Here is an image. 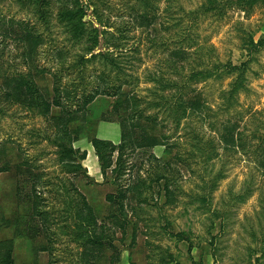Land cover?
Returning a JSON list of instances; mask_svg holds the SVG:
<instances>
[{
  "label": "rangeland",
  "instance_id": "obj_1",
  "mask_svg": "<svg viewBox=\"0 0 264 264\" xmlns=\"http://www.w3.org/2000/svg\"><path fill=\"white\" fill-rule=\"evenodd\" d=\"M94 1L96 5H90L86 20L100 27L94 14L97 0ZM239 1L242 3L238 10L230 11L221 20L208 18L192 33L195 38L194 48L190 50L192 55L180 71L193 86L191 89L196 88L201 93L205 111L203 118L192 113L181 121L179 128L164 109L150 104L159 101L157 95L162 92L157 90L159 85L155 87L146 82L148 74L155 73L158 68L164 69L160 60L170 50L154 47L147 41L150 29L129 33L132 38L126 48L140 49V54L128 51L122 60L124 71L137 77L136 83L126 91L136 99L139 111L157 117L159 126L153 135L170 138L168 144L171 146L166 148L165 141L164 146L140 152L129 150L126 154L130 165L122 184L130 186L142 178L152 189L146 188L141 199L134 196L129 201L130 210H133L131 226L126 234L117 233L116 244L122 251L119 264H264V175L255 161L256 150L264 139V46L250 52L251 40L264 38V0ZM101 2L98 3L100 18L114 25V31L128 20L132 6L145 13L155 12L162 23L172 28L183 12L197 9L202 0H149L148 8L136 0ZM53 9V26L49 31L31 7L23 9L14 0L0 2V21L8 26L17 21L35 26L45 39L39 49L38 63L59 75L71 73L64 78L67 79L64 84L66 81L79 82L77 69L71 72L65 69L74 62L76 54L83 52V45L75 46L69 40L56 19L58 8ZM4 27L0 30V75L25 72L24 46L15 33L4 34ZM182 31L178 28L164 33L162 40L171 38L168 44L172 47ZM61 46L69 53L66 64L55 60L54 49ZM246 61H249V68L242 87L234 88V78L216 69L222 63L240 65ZM94 67L97 65L87 68L90 76L97 71ZM47 77L40 78L39 84L50 90L51 77L49 74ZM85 81L89 84L88 90L97 87V77H86ZM112 103L111 99H97L90 106L86 119L72 126L78 132L75 148L85 152L86 158L81 162L84 170L67 178H72L74 187L100 217L106 215V196L114 193L116 186L112 184L111 172L107 176L102 173L92 140L99 138L115 145L121 143L119 122L104 119ZM228 120L238 124L237 133L243 139L244 151L220 144L221 125ZM45 127L42 118L19 112L11 118L0 119V143L4 142V149L8 148L5 154L13 165L27 157L31 169L41 179L38 186L41 210L51 214L47 225L53 243L48 245L49 239L43 234L30 239L20 233L26 211L16 197V178L12 171L0 174V242H11L14 264H77L80 262L79 249L70 235L72 219H67L63 207L67 195L57 187L62 186L66 175L58 165L55 149L43 138ZM8 139L15 144L5 142ZM212 147L219 157L203 163L201 151L208 149L210 152ZM156 159L172 188H176L174 203H168L164 194L166 180L154 182ZM68 188L72 195L76 194L71 185ZM66 225H70V230L64 228ZM181 233L189 240L180 241L178 235ZM43 245L50 251H41L39 248Z\"/></svg>",
  "mask_w": 264,
  "mask_h": 264
},
{
  "label": "trees",
  "instance_id": "obj_2",
  "mask_svg": "<svg viewBox=\"0 0 264 264\" xmlns=\"http://www.w3.org/2000/svg\"><path fill=\"white\" fill-rule=\"evenodd\" d=\"M2 1L6 0H0V2ZM14 1L23 9L31 7L47 31L53 26L51 24L53 8L57 7L56 19L58 23L64 28L69 40L73 41L75 46L83 45V52L76 54L74 62L65 69L68 72L77 69L75 73L79 75V82L72 79L74 82L66 81L67 83L64 84V80H67L64 78H68L71 73H67L65 76L53 73L42 67L37 61L39 49L45 42L40 30L25 23V21L13 22L9 26L4 21H0V30L7 26L4 27V34L10 33V31L15 33L18 42L23 44L22 57L27 67L25 72L0 75V119L11 118L19 112L43 119L46 123L43 138L49 146L55 149L54 154L58 165L61 166L62 172L66 175L61 182L62 186L57 187L58 189L62 188L67 195L63 207L67 219H72V229H69L70 225H66L64 228L70 230V235L79 249L77 254L80 262L77 264H119L122 251L116 244L119 240L117 233L120 232L124 235L131 226L133 210H130L129 201L134 196L141 199L146 188L152 189V185H147L146 180L142 178L137 179V182L130 186L122 184L123 177L130 165L126 154L129 150L137 152L152 150L156 146H164L165 141H167L166 148L171 146L168 144L170 138L161 139L153 135V131L159 126L157 117L145 115L139 111L136 106L138 105L136 99L126 91L127 88L136 83L137 77L124 71L122 60L128 51L140 54V49L126 48V44L132 38L129 33L140 29L143 31L150 29L151 35L147 41H150L154 47L170 50L168 55L164 54L165 56L160 60L164 69L158 68L155 73L148 74L146 82L155 87L159 85L157 90L162 92L157 95L159 101L150 104L164 109L167 112V117L175 122L176 128H179L181 121L192 113L203 118L205 111V103L201 93L199 90L196 91V88L191 89L193 86L180 71L186 67L192 55L190 50L194 48L193 44L195 43L192 33L204 20L208 18L221 20L230 11L238 10L242 1L202 0L197 9L183 12L182 17H179L180 19L172 28L162 23L161 17L155 12L145 13L132 6L127 15L128 20L119 26L115 25L117 27L113 29L114 31H112L114 25H110L100 18L98 3L102 4V0H97V10L96 8L94 10L100 27H94L86 20L90 5H96L94 0ZM136 1L142 3V7H150L149 0ZM178 28L183 31L177 35L178 41H173V46L169 47L168 42L171 38L163 41L162 36L164 33H169ZM251 44L250 52L252 53L264 46V38L259 41L251 40ZM54 50L55 60L66 64L69 53L65 47H57ZM90 65H97L93 69L97 71H93L92 75L97 77V87L92 90L87 89L89 84H86L87 81H85L86 77H92L87 73V68ZM248 65L249 61L240 65L222 63L216 66V69L217 71L222 69L223 74L234 78L233 86L238 88L242 87L245 82ZM59 73L61 72L59 71ZM48 74L51 77L50 90L39 84L40 78L48 79ZM157 90L155 89V91ZM166 92L168 93L165 94ZM153 93L156 94V92ZM99 98L113 101L107 114L104 115V119L119 122L122 132L119 145L99 138L92 140L102 173L107 176L108 172H111L112 184L116 186L115 192L106 196L108 207L104 217H100L87 202L85 196L77 191L71 181L72 178H67L84 170L81 162L86 158L85 152L75 148L78 132L72 126L74 123L86 119L90 106ZM238 128V124L234 120L224 122L220 129V144L244 151L246 148L240 133H237ZM261 141L256 150L258 154L255 161L257 168L264 175V139ZM5 142L12 143L13 140L8 139ZM2 143H0V174L11 171L15 174L16 197L26 211L22 224L23 229L20 233L30 239H35L43 234L45 239H49L48 245H51L53 241L51 242L50 228L47 225L51 214L49 211L41 210V191L38 190L41 179L31 169V162L26 159L27 157H22L18 164L13 165L7 159L8 154H5L8 148L4 149ZM18 147L21 149L20 146ZM2 149H4L3 152ZM167 151L169 150L167 149ZM207 151L208 149L201 151L203 163H209L219 157L216 148L213 149L212 147V151ZM116 153L118 154L117 157H115ZM156 162L153 167L155 169L154 182L160 183L166 180L163 187L164 194L168 203H174L177 200L176 188H172L173 185L161 170L157 159ZM69 185L73 187L72 190L76 192L75 195L71 194ZM178 236L180 241L189 240L186 239L184 233ZM214 239L215 237H213ZM10 243L0 242V250H3L0 264H14L13 249ZM39 249L50 251V248L45 245Z\"/></svg>",
  "mask_w": 264,
  "mask_h": 264
}]
</instances>
